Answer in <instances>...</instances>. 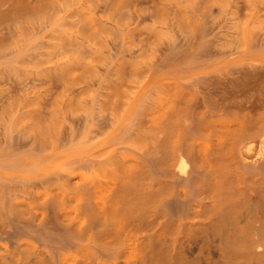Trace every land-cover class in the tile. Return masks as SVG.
I'll return each mask as SVG.
<instances>
[{"label":"rangeland","instance_id":"374dc122","mask_svg":"<svg viewBox=\"0 0 264 264\" xmlns=\"http://www.w3.org/2000/svg\"><path fill=\"white\" fill-rule=\"evenodd\" d=\"M249 117L263 132L264 0H0V246L73 235L56 264L84 263L92 201L181 152L216 166Z\"/></svg>","mask_w":264,"mask_h":264},{"label":"bare ground","instance_id":"6f19581e","mask_svg":"<svg viewBox=\"0 0 264 264\" xmlns=\"http://www.w3.org/2000/svg\"><path fill=\"white\" fill-rule=\"evenodd\" d=\"M245 119L222 126L226 128L213 153L223 157L215 154L216 166L205 170L188 164L187 153L181 152L175 164L160 167L170 180L126 179L114 194L92 201L89 221L83 218L90 222L91 245L90 233L81 227L80 233L88 234L79 237L88 238L81 253L85 259L73 264H264V127L256 132L252 119ZM199 176L206 177L203 181ZM71 237L76 242L65 238L62 250L50 240H8L9 245L0 246V264H56L78 243Z\"/></svg>","mask_w":264,"mask_h":264}]
</instances>
